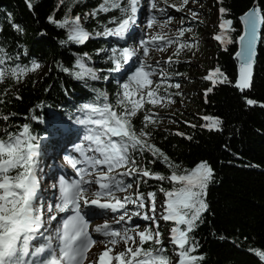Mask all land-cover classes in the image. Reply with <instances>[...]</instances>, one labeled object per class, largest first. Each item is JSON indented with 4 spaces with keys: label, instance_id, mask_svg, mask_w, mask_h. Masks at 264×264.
Here are the masks:
<instances>
[{
    "label": "snow or ice",
    "instance_id": "6c2138e0",
    "mask_svg": "<svg viewBox=\"0 0 264 264\" xmlns=\"http://www.w3.org/2000/svg\"><path fill=\"white\" fill-rule=\"evenodd\" d=\"M80 2L59 0L57 10L66 6L65 16L57 19L54 12L48 17L56 27L68 30L62 44L84 45L93 36L129 38L138 26L142 11L148 13L147 29L158 27L161 31L140 39L138 48L111 50L108 59L114 66L107 69V73H121L123 79L117 80L119 87L114 99H110L107 91L92 88V99L77 109L82 118L77 116L76 123L84 127V135L73 148L78 155L65 157L74 170V177L60 176L58 183L52 185L58 191L54 201H46L41 194L40 144L31 125L9 124L15 113L0 115L4 125L0 127V264H201L204 257L194 254L199 245L192 233L203 223V214L208 210L206 197L214 170L207 161L182 169L152 141L151 131L157 124V113L153 109L165 106V101L174 103L172 96L180 93H170L169 89L181 87L179 83L170 82L171 76L181 74L170 73L161 66L160 60L151 61V52H167L174 45V51L164 61L171 65L180 62L182 52L194 47L184 39L190 29L180 27L174 37L170 36L162 30L173 18L167 16L158 23L154 13L164 16L172 8L182 12L189 0H182L179 5L169 4V0H101L83 18L80 14L72 15L73 8ZM27 3L31 9V0ZM161 3L167 8L160 7ZM254 4L240 18L245 30L238 38L239 72L235 87L241 92L252 86L256 43L264 28V6L260 0H254ZM117 12L118 15L108 18L101 31L92 33L83 26L85 18L96 20L101 14ZM219 12L221 32L214 38L222 44L233 43L226 35L233 30L232 20L224 18L227 9L221 7ZM192 16L195 18L196 13ZM180 23L184 24L183 18ZM12 27L22 31L16 24ZM133 57L137 62L130 63ZM6 59L12 57L0 46V83L8 79L19 83L22 77L41 68L35 61L30 66L4 67ZM87 59L90 57L84 53L75 61V70L62 65L60 70L86 86L89 81L110 79V75H101V70L89 67ZM125 65H129L127 71ZM205 79L212 83L205 95L218 83L229 82L220 68L211 71ZM4 103L0 98V104ZM256 103L246 98L247 105ZM31 119L39 121L40 117L33 115ZM202 119L207 123L201 127L221 130L222 121L218 117L206 115ZM175 134L192 139L185 133ZM158 161L171 170L169 175L154 172L147 166ZM124 177L134 180L135 189L134 183H125ZM150 181L161 182L158 192L164 199L159 205L157 191L140 190L141 184L148 185ZM164 181L172 187H164ZM117 193L127 194L119 196ZM85 208L118 213L112 217V223L106 220L92 229L105 239H93L86 217L96 213H86ZM137 220L146 223L142 227ZM162 222L171 225L166 238L160 230ZM113 224L130 226L117 228ZM99 245H103V250L95 259H90L89 253ZM250 251L264 261V250Z\"/></svg>",
    "mask_w": 264,
    "mask_h": 264
},
{
    "label": "trees",
    "instance_id": "16d2710c",
    "mask_svg": "<svg viewBox=\"0 0 264 264\" xmlns=\"http://www.w3.org/2000/svg\"><path fill=\"white\" fill-rule=\"evenodd\" d=\"M101 0H81L72 11V15L91 12ZM0 0V46L11 60L6 59L4 67L16 64L30 66L38 61L46 66L44 73L34 81L29 76L19 87L13 88L15 80L8 79L0 83V115L15 113L8 122L12 125L29 123L33 135L45 137L46 151H58L64 144V127L70 131L77 125L76 117H82L77 111L79 106L94 96L92 88L109 93L115 98L118 90L116 80L122 78L107 69L114 65L108 59L113 48L119 50L111 40L93 38L84 45L62 44L67 39L68 30L60 29L50 23L48 17L55 12L62 19L67 7L57 10L59 0ZM264 6V0H260ZM254 0H218L217 5L227 9L225 19L232 20V29L227 31L233 43L216 44L213 65L220 68L229 82L217 84L200 102L203 116L218 117L222 121L221 130H208L201 127L207 123L201 121L196 127H182L181 133L191 136L186 139L168 130L153 127L152 141L160 147L172 161L182 169H191L198 162L207 161L214 170L213 181L209 184L206 202L208 210L203 214V223L192 233L198 243V252L204 257L201 264H264L251 249L264 250V28L259 37L257 58L254 62L252 86L241 92L235 87L237 68L233 56L237 49V38L241 35L239 16L246 12ZM117 13L101 14L98 19L85 18L83 26L92 33L101 31L108 18ZM221 18V16H220ZM13 24L22 31H17ZM111 26V25H109ZM221 31L219 30V33ZM88 53L87 65L101 70V75H110L108 81H83L60 70V66L75 70V61ZM19 57V59H17ZM170 73H187L186 64L166 65ZM179 75L171 76L170 81L179 80ZM212 85H208V88ZM206 88V89H208ZM170 93L171 89L169 90ZM19 97V99H17ZM246 98L255 100L253 106L246 104ZM37 115L39 121L32 120ZM140 126L139 120L135 121ZM0 122V127H3ZM69 136V135H68ZM76 138L75 134L70 135ZM154 172L169 175L171 170L163 163L148 164ZM124 179V178H123ZM125 183L134 182L125 178ZM164 187L172 185L162 182ZM161 182L150 181L141 184L140 190L147 193L158 191Z\"/></svg>",
    "mask_w": 264,
    "mask_h": 264
},
{
    "label": "rangeland",
    "instance_id": "374dc122",
    "mask_svg": "<svg viewBox=\"0 0 264 264\" xmlns=\"http://www.w3.org/2000/svg\"><path fill=\"white\" fill-rule=\"evenodd\" d=\"M217 1L218 0H189V3L184 6V10L182 12H177L174 8H172L168 9L167 15L164 16H162L159 12L154 13L157 16L158 23H162L165 19H167V16H171L173 18L171 23H169L167 27L162 30L168 33L170 36L174 37L177 34V29H179L180 27L190 29V31L186 32L184 39L194 44V47H192L191 49H186L180 54L179 57V61L186 64L188 69L187 73H185L184 75H179V80L170 81L171 83H179L181 85L179 89L171 88L172 93L179 92L180 95L172 96L174 103H167V101H165V106L153 109V111L157 113L156 127H158V129L160 130L165 129L175 133L176 131H180L182 127H189V125L194 124L199 125L201 121H203V112L200 102L204 98V92L206 91V88H208V85H212L211 81L206 80L205 77L211 71L216 69L213 65V54L214 50L216 49V44L221 45L220 41H217L214 38L217 34H219V30L221 31V29L219 28V24L221 22V14L219 12L220 7L217 5ZM181 2L182 0H169V4L175 3L179 5ZM160 7L167 8V5L161 3ZM193 12L196 13L195 18H193L192 16ZM84 14L82 15V18ZM147 16L148 13L146 11H142L140 13L138 26L134 29L133 33L130 34L129 38L123 40L116 37L102 36V38L106 41L111 40L115 45L118 46V48H138L140 39L145 38L146 35H151L157 31H161V29H159L158 27H154L151 30L147 29ZM181 18L184 19L183 25H181L180 23ZM174 48L175 46L173 45L168 48L167 52L152 51L150 60H160L161 66L166 68L167 64H165L164 61L167 60V57L172 54ZM36 62L41 65V68L22 77L21 82H15L12 86V89L18 86L20 87L27 77L31 76L34 81H36L40 77V75L44 73V71L46 70V66L41 62ZM135 62H137V58L133 57V60L130 63ZM124 68L125 71H127L129 65H125ZM114 75H119L123 79V74L121 73H114ZM112 79L116 81V84L118 85L116 80L117 78L112 77L109 81H112ZM71 133L75 134V139L70 138ZM62 134L65 141L64 144L59 148L60 151L57 150L58 148L55 150L54 147L52 148V150L46 151V149H44V144L48 139L45 137L38 138L41 152L40 167L42 169V172L40 173V175L41 188L43 190L42 196L46 201H54L56 195H58V191L56 188L54 191L52 190V185L58 183V179L60 176L64 175L66 178L74 177V170L65 160V157L69 155H78L73 152V148L76 144H79L82 141V137L84 135V127L82 125H79L78 123L76 126L71 127L70 131L68 130V128L64 127ZM58 156V160H55L54 157ZM51 171H53V173L55 174L54 176L56 177L53 179L51 177H46L43 180L44 175H49ZM125 178L127 177H124V179ZM126 194L127 193H117V195L119 196H123ZM163 199V194L158 192L157 204L159 205L160 201H162ZM84 212L96 213V215L94 216L86 217L90 222L89 231L92 233L93 239H105L100 234L92 231V229L98 224H103L106 220L109 223H112V217L118 215V213L104 211L103 213H100L101 211H98L95 208H85ZM137 222L140 223L142 227L146 223L139 220H137ZM122 226L130 225L113 224V227L117 228ZM170 226L171 225L168 222L161 223L160 230L163 233L164 238L168 236ZM165 243L167 244L166 239ZM102 250L103 245L93 247V249L89 253L90 259H95L96 254H98ZM169 251H171V246H169Z\"/></svg>",
    "mask_w": 264,
    "mask_h": 264
},
{
    "label": "water",
    "instance_id": "95a60500",
    "mask_svg": "<svg viewBox=\"0 0 264 264\" xmlns=\"http://www.w3.org/2000/svg\"><path fill=\"white\" fill-rule=\"evenodd\" d=\"M255 6V4H253V5H251V7L250 8H252V7H254ZM249 8V9H250ZM248 9V10H249ZM247 10V11H248ZM246 11V12H247ZM246 12H244L242 15H240L239 16V19L246 13ZM240 28H241V35H243L244 34V30H245V28H244V24H243V22H242V20L240 19ZM262 30V29H261ZM260 33H261V31H260ZM260 33L258 34V39H257V43H256V49H258V47H259V44H260V41H259V37H260ZM240 35V36H241ZM239 36V37H240ZM238 37V38H239ZM237 38V40H236V42H237V49H236V51H235V53H234V56H233V61H234V66L237 68V75H236V80H237V78H238V72H239V61H238V59H237V57H236V53L238 52V51H240V43H239V39ZM256 58H257V54H256V57H255V61H256ZM253 72H254V68H253Z\"/></svg>",
    "mask_w": 264,
    "mask_h": 264
},
{
    "label": "bare ground",
    "instance_id": "6f19581e",
    "mask_svg": "<svg viewBox=\"0 0 264 264\" xmlns=\"http://www.w3.org/2000/svg\"><path fill=\"white\" fill-rule=\"evenodd\" d=\"M58 158H59V156H58V157H54L55 160H58ZM55 160H54V161H55ZM56 172H57V171H56ZM60 172H62V171H60ZM63 174H64V173H63ZM54 175H55V174L53 173V171H51L49 175H46V174L44 175L43 180H44L46 177H48V178L51 177V178L53 179V178L56 177V176H54ZM63 176H64V175H63ZM57 178H58V177H57ZM46 183H47V181H46ZM52 190L54 191L55 188H53ZM42 193H43V190H42V188H41V194H42ZM97 210H98V211H101L100 213H103V210H99V209H97ZM93 225H94V224H93ZM91 226H92V225H91ZM86 264H87V262H86Z\"/></svg>",
    "mask_w": 264,
    "mask_h": 264
}]
</instances>
